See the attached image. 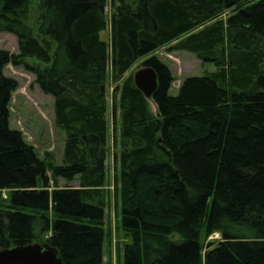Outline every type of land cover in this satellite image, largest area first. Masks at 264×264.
I'll return each mask as SVG.
<instances>
[{"label": "trees", "instance_id": "trees-1", "mask_svg": "<svg viewBox=\"0 0 264 264\" xmlns=\"http://www.w3.org/2000/svg\"><path fill=\"white\" fill-rule=\"evenodd\" d=\"M34 2L0 0L19 49H0V249L49 243L65 264H104L112 126L124 264H264V0H40L32 21ZM168 45L216 70L171 95L155 55ZM143 59L153 97L130 75L110 108V72L118 84ZM9 64L54 97L62 164L11 128Z\"/></svg>", "mask_w": 264, "mask_h": 264}, {"label": "rangeland", "instance_id": "rangeland-1", "mask_svg": "<svg viewBox=\"0 0 264 264\" xmlns=\"http://www.w3.org/2000/svg\"><path fill=\"white\" fill-rule=\"evenodd\" d=\"M40 0H35L34 10L32 11L31 20L40 15L38 4ZM107 19L110 20L111 6L106 10ZM103 38L108 37V32L102 34ZM171 46H165L155 53L172 71L174 82L170 94L176 96L184 79L193 76H205L216 70L213 64H203L195 55L188 52H170ZM0 49L7 50L13 54H18V40L13 34L0 32ZM143 60L137 62L133 68L125 74L119 83L116 84L112 79V73L109 75L108 102L111 108L114 102V90L116 86L122 84L123 79L130 75H135L143 69ZM8 77L18 81L19 87L13 94L10 111V126L23 132L26 141L33 145L40 156L50 158L55 164H62V158L65 145V134L55 125V99L51 95L43 93L35 83L36 77L27 72L23 67H16L9 64L5 69ZM153 113L157 114L156 105L150 101ZM111 121V113L109 112ZM114 130L111 126L109 137V155L107 161V210L105 216L106 239L104 244V264H124L123 248L129 242L121 229V211L119 201L116 200L114 193L115 181V157L120 153V137L118 144L115 145ZM77 181L68 183L60 180V186L78 187ZM221 235L214 234L209 241H216Z\"/></svg>", "mask_w": 264, "mask_h": 264}, {"label": "water", "instance_id": "water-1", "mask_svg": "<svg viewBox=\"0 0 264 264\" xmlns=\"http://www.w3.org/2000/svg\"><path fill=\"white\" fill-rule=\"evenodd\" d=\"M134 82L147 99H151L159 86V75L151 67L134 75ZM0 264H65L59 251L49 243H35L0 249Z\"/></svg>", "mask_w": 264, "mask_h": 264}]
</instances>
